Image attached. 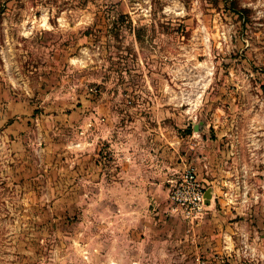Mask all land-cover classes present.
Returning <instances> with one entry per match:
<instances>
[{
  "label": "rangeland",
  "instance_id": "rangeland-1",
  "mask_svg": "<svg viewBox=\"0 0 264 264\" xmlns=\"http://www.w3.org/2000/svg\"><path fill=\"white\" fill-rule=\"evenodd\" d=\"M0 264H264V0H0Z\"/></svg>",
  "mask_w": 264,
  "mask_h": 264
},
{
  "label": "built area",
  "instance_id": "built-area-1",
  "mask_svg": "<svg viewBox=\"0 0 264 264\" xmlns=\"http://www.w3.org/2000/svg\"><path fill=\"white\" fill-rule=\"evenodd\" d=\"M169 180V198L174 209L179 210L182 216L191 222L204 215L206 203V186L200 179L196 167L185 163L179 175Z\"/></svg>",
  "mask_w": 264,
  "mask_h": 264
},
{
  "label": "crops",
  "instance_id": "crops-1",
  "mask_svg": "<svg viewBox=\"0 0 264 264\" xmlns=\"http://www.w3.org/2000/svg\"><path fill=\"white\" fill-rule=\"evenodd\" d=\"M92 140V139H91ZM92 142V141H91ZM124 155V154H123ZM125 156V155H124ZM124 156H122V157H124ZM130 165H128V167H131V170L133 171L134 169H135V167L137 166L136 165V162L135 161H133V160H130ZM150 175H152L150 172H149V175H148V179H149V183H148V185L147 186H149L150 188H152V178H151V176ZM126 176V175H125ZM128 177V176H127ZM130 177H135V175H132V176H130ZM126 182H128V183H130L131 181H129V180H125V183ZM140 183H142L141 181H140V179L136 182V184L134 185V186H136V185H139Z\"/></svg>",
  "mask_w": 264,
  "mask_h": 264
},
{
  "label": "water",
  "instance_id": "water-1",
  "mask_svg": "<svg viewBox=\"0 0 264 264\" xmlns=\"http://www.w3.org/2000/svg\"><path fill=\"white\" fill-rule=\"evenodd\" d=\"M206 203L209 204L211 202V192L206 190Z\"/></svg>",
  "mask_w": 264,
  "mask_h": 264
}]
</instances>
